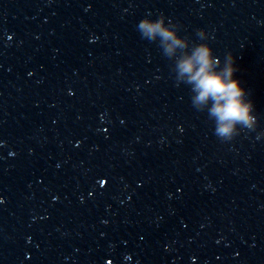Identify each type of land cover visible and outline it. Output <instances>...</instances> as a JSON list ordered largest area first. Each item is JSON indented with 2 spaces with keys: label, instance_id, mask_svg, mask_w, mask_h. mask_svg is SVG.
<instances>
[{
  "label": "water",
  "instance_id": "water-1",
  "mask_svg": "<svg viewBox=\"0 0 264 264\" xmlns=\"http://www.w3.org/2000/svg\"><path fill=\"white\" fill-rule=\"evenodd\" d=\"M161 14L233 54L256 132L214 135ZM261 132L264 0H0V264H264Z\"/></svg>",
  "mask_w": 264,
  "mask_h": 264
},
{
  "label": "clouds",
  "instance_id": "clouds-1",
  "mask_svg": "<svg viewBox=\"0 0 264 264\" xmlns=\"http://www.w3.org/2000/svg\"><path fill=\"white\" fill-rule=\"evenodd\" d=\"M166 20L163 14L156 20L144 18L137 31L142 39L159 41L164 56L174 62L172 72L177 85L190 87L192 106L200 112L207 110L214 122V135L221 142H232L242 132H256L259 115L247 90L234 78L238 68L233 54L229 52L221 61L208 43L190 42L178 34L181 25ZM196 35L201 41L210 38L204 30H197ZM260 136L264 132L257 138Z\"/></svg>",
  "mask_w": 264,
  "mask_h": 264
}]
</instances>
